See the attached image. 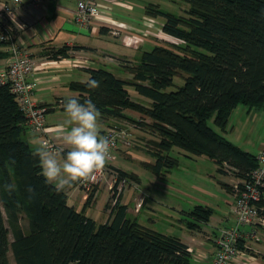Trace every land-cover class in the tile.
I'll list each match as a JSON object with an SVG mask.
<instances>
[{
	"label": "trees",
	"instance_id": "trees-1",
	"mask_svg": "<svg viewBox=\"0 0 264 264\" xmlns=\"http://www.w3.org/2000/svg\"><path fill=\"white\" fill-rule=\"evenodd\" d=\"M182 1L188 4L184 15L148 6V14L163 17L161 29L173 40L143 51L126 65L133 74L130 80L100 67L89 69L87 81H73L70 87L80 92L81 102L91 98L100 117L152 128L157 135L151 150L155 161L146 163L152 173L163 175L178 165L169 154L177 147L213 159L221 173L246 179L257 166L255 154L220 131L238 104L264 107V0ZM69 49L64 45L47 55L66 57ZM175 76L184 82L172 90ZM89 79L99 81L98 87H87ZM128 86L149 102L133 99ZM125 109L149 117L150 123L125 115ZM210 119L219 131L209 126ZM25 128L9 84L0 83V264H10L8 251L14 264H189L187 244L140 224L120 201L103 223L70 205L66 188L41 174L36 150L23 137ZM258 206L264 217V198ZM211 213L210 207L195 205L186 227L198 229Z\"/></svg>",
	"mask_w": 264,
	"mask_h": 264
},
{
	"label": "crops",
	"instance_id": "crops-1",
	"mask_svg": "<svg viewBox=\"0 0 264 264\" xmlns=\"http://www.w3.org/2000/svg\"><path fill=\"white\" fill-rule=\"evenodd\" d=\"M97 1L101 16L106 21L124 25L118 36L111 34L110 28L112 25L110 23L106 24L101 20L96 21L95 25L87 31L80 30L73 21V12L76 6L75 0H48L37 7L21 8L16 13L18 22H26L28 24L24 29H17V35L22 45L34 58L37 66L32 76L36 80L34 98L37 103L48 109L45 116L47 133L39 134L27 127L23 133L24 139L34 150L42 142L47 141L48 145L55 143L64 149L62 153L57 155L62 157L66 152L67 146L62 139L63 129L61 127L67 118L64 101L69 97H78L80 95L79 91L70 87L71 82H85L89 78V69L106 67L107 65L112 68L110 70L118 77L130 80L133 74L126 68V65H131L137 61L143 51L151 50L157 45H168L173 40L171 36L164 33L161 29L164 21L163 17L150 15L146 11L149 5L159 7V4L155 2L156 0ZM64 45L70 47L67 52L68 56L51 58L47 55L51 49H58ZM6 59L7 53L4 46L0 44V69L6 65ZM128 91L133 99L144 103L149 102L147 98L139 95L133 87L128 86ZM124 113L133 119H142L145 123H150L151 121L149 117L132 109H125ZM112 124H131L130 135L137 136L139 135L137 132L142 133L145 131L142 126H137L134 122L126 119L99 116L100 134ZM123 146V144L119 146L114 158L108 160L107 164L112 170L120 169L136 174L131 181L136 185L137 189L141 185L139 175L136 172L126 170L119 164V160L122 158L120 153L125 151ZM163 175L155 174V179L157 176ZM225 175L227 180L222 181V186L228 194L226 205L224 207L221 206V210L217 209L216 212L210 204H195L211 208L212 213L209 220L206 223H200L198 229L187 228L189 233L184 235L183 239L179 238L188 247L192 248L189 264L191 260L197 263L200 262V264L206 261L209 263L208 257H210L214 247L217 230L221 227L230 226L235 222L230 206L233 200L230 188L232 189V184L238 178L230 173ZM79 181L73 182L71 186H65L68 203L77 210H83L87 216L93 218L97 223L107 221L110 212L106 208L109 200L107 184L104 183L103 190L100 184L95 186L91 201L85 204L90 192H86L81 188ZM144 192L146 197L145 199L142 197L143 204L141 206L136 205L139 194H136L133 188L123 192L120 203L127 205V213L131 218H135L139 215L142 208L147 206L146 198L149 197L152 201H155L151 193L146 189ZM173 209L176 208L174 207ZM177 210L179 211L180 208L177 207ZM100 211L104 213L101 214ZM97 217L101 219V222L97 221ZM257 226L259 228L258 238L241 241L240 249L243 256L238 258V262L243 264H264V259L261 258V255H264V227ZM197 252H207L208 257L204 260L195 259L194 255ZM238 262L234 264H241Z\"/></svg>",
	"mask_w": 264,
	"mask_h": 264
},
{
	"label": "built area",
	"instance_id": "built-area-1",
	"mask_svg": "<svg viewBox=\"0 0 264 264\" xmlns=\"http://www.w3.org/2000/svg\"><path fill=\"white\" fill-rule=\"evenodd\" d=\"M48 0H0V44L7 53L6 65L0 69V83L9 84L14 94L20 111L25 117V126L33 132L45 134V116L47 107L40 105L34 98L36 80L32 77L36 69V62L29 51L22 45L17 29L28 26L26 22H18L16 13L19 9L37 7ZM76 6L73 12V21L80 30L87 31L95 25L96 21L110 23V32L114 36L120 34L124 25L108 22L101 16V10L97 0H75ZM131 124H112L101 135L108 136L111 140L110 151L103 167L95 170L89 179L79 181L81 188L90 192L101 182H108L109 211L118 201L131 182L126 176L120 175L117 170H112L107 161L114 158L120 143H127ZM49 147L58 153L64 149L55 143ZM257 166L249 173L246 179H238L232 184L231 211L235 222L227 227L217 230L214 247L210 257L207 252H197L195 259L204 260L208 257L210 264H234L243 256L240 243L245 239L258 238L259 228L264 227V217L260 214L261 207L258 202L264 198V148L255 154ZM109 174L112 179L108 181ZM142 205V198L136 203ZM188 251L192 248L188 247ZM241 263V262H238ZM243 264V263H241Z\"/></svg>",
	"mask_w": 264,
	"mask_h": 264
},
{
	"label": "rangeland",
	"instance_id": "rangeland-1",
	"mask_svg": "<svg viewBox=\"0 0 264 264\" xmlns=\"http://www.w3.org/2000/svg\"><path fill=\"white\" fill-rule=\"evenodd\" d=\"M155 2L159 4L160 9L176 15H184L188 7V4L182 0H156ZM105 68L112 69L108 65ZM173 82L174 85L170 89L175 90L183 84L184 80L180 76H175ZM208 124L219 131L212 119L208 120ZM136 125H140L138 121ZM142 127L145 129L144 132H137L139 134L137 136L129 134V142L119 144V146L123 144L125 149L123 153H120L122 158L119 164L126 170L136 172L141 181V185L136 189V185L130 179L131 182L125 191L133 188L136 194H139L138 201L142 197L145 199V189L155 198V201L149 197L146 198L147 206H144L139 215L135 217L140 224L160 233L183 239L184 235L189 233L186 220L190 217L187 212L195 204H210L216 212L221 206L226 205L228 194L222 186V181L227 180V177L218 171L217 163L206 155H194L174 147L169 154L178 159V165L155 179V174L151 172L146 163L155 161L151 150H155L154 142L157 135L147 124H142ZM220 132L240 148L256 154L259 149L264 148V107L238 104L232 109L224 131ZM111 179L112 174H109L108 181L110 182ZM105 184L108 187V182ZM100 187L104 189V182L100 183ZM174 207L176 209H173ZM177 207L181 211H178ZM96 219L101 222L98 217ZM21 224L26 229L25 218H22ZM9 239L12 240L11 234ZM7 256L9 263L14 264L11 251H8ZM209 263L206 261L201 264ZM190 264H200V262L191 260Z\"/></svg>",
	"mask_w": 264,
	"mask_h": 264
},
{
	"label": "clouds",
	"instance_id": "clouds-1",
	"mask_svg": "<svg viewBox=\"0 0 264 264\" xmlns=\"http://www.w3.org/2000/svg\"><path fill=\"white\" fill-rule=\"evenodd\" d=\"M98 85L96 79L87 82L89 88ZM64 109L67 117L61 125L62 139L67 146L64 155H57L47 141L36 149L41 174L61 189L91 178L106 163L111 146L110 138L100 134L99 109L91 98L81 102L77 97H69L64 101Z\"/></svg>",
	"mask_w": 264,
	"mask_h": 264
}]
</instances>
